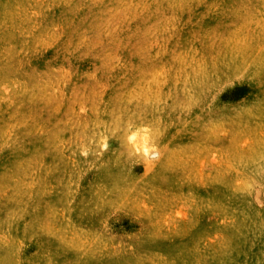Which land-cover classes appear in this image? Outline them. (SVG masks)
<instances>
[{"label": "rangeland", "instance_id": "1", "mask_svg": "<svg viewBox=\"0 0 264 264\" xmlns=\"http://www.w3.org/2000/svg\"><path fill=\"white\" fill-rule=\"evenodd\" d=\"M0 264H264V0H0Z\"/></svg>", "mask_w": 264, "mask_h": 264}]
</instances>
